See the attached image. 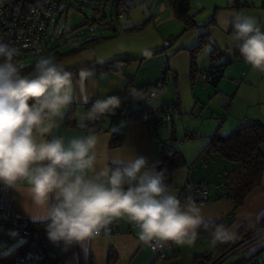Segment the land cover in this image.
<instances>
[{
  "label": "clouds",
  "instance_id": "obj_1",
  "mask_svg": "<svg viewBox=\"0 0 264 264\" xmlns=\"http://www.w3.org/2000/svg\"><path fill=\"white\" fill-rule=\"evenodd\" d=\"M233 29L231 39L243 60L264 72V30L256 17L237 16ZM16 52L0 40V185L25 198L23 207L33 219L47 220L46 237L66 246L86 245L113 218L123 217L145 242L191 244L203 219L200 208L180 201L165 182L164 169L135 154L107 156L97 168L95 132L67 142L52 135L70 103L77 97L87 102L86 76L74 80L51 55H41L24 72L14 60ZM120 104L116 94L95 98L78 126L113 113ZM234 236V227L224 224L211 231L213 243Z\"/></svg>",
  "mask_w": 264,
  "mask_h": 264
},
{
  "label": "rangeland",
  "instance_id": "obj_2",
  "mask_svg": "<svg viewBox=\"0 0 264 264\" xmlns=\"http://www.w3.org/2000/svg\"><path fill=\"white\" fill-rule=\"evenodd\" d=\"M227 1L189 0L196 25L183 30L182 22L174 15L169 0H140L121 15H116L115 0H57L46 27L42 49L38 52L17 50L16 62L24 66L41 55L72 47L79 50L65 55L59 62L73 64L94 58L113 60L117 55L118 59H114L113 64L124 76H128H120L115 68L110 72L116 77H123L124 84L132 87V102L145 101L138 85L161 79L162 88L157 90L155 98L157 101L164 100L169 108L165 113H160L155 126L162 136L168 138L173 135V139H168L171 146L186 150L184 154L193 156L200 146L198 144L201 143L202 147L207 141L208 137L204 134L217 125L220 133H228L232 128L228 125L232 115L242 116L239 114L241 111L260 100V94L264 95V76L252 82H238L235 79L233 74L242 72V66L237 68L240 63L236 60L238 58L225 65L217 90L212 84L203 82L199 70L194 78L190 75V49L194 46H198L194 61L200 70L220 65V62L232 57L234 41L227 33V27L235 22L237 16L253 15L261 29L264 28V0H237L239 7L228 6ZM132 24L140 26L128 31L121 29L124 25ZM112 26L116 28L115 31L110 29ZM204 32L207 41L200 42L199 35ZM97 35L105 37L94 45L85 44L86 39ZM165 40L169 42L165 43ZM213 47L221 51L219 57L210 56ZM127 100L128 97L124 105ZM186 128L195 130L197 135L186 138ZM190 145L198 147L190 150ZM216 157H220V162L222 159L227 161L220 155ZM256 258L264 260V249Z\"/></svg>",
  "mask_w": 264,
  "mask_h": 264
},
{
  "label": "crops",
  "instance_id": "obj_3",
  "mask_svg": "<svg viewBox=\"0 0 264 264\" xmlns=\"http://www.w3.org/2000/svg\"><path fill=\"white\" fill-rule=\"evenodd\" d=\"M116 58H118L117 55ZM111 59L108 58L104 60L94 58L80 60L73 64L63 63L65 67L72 66L75 68L76 75L73 77L74 80L78 75L80 78L86 76L88 97L87 102L77 97V99L67 106L63 116L60 118L61 122L59 126L53 130L52 135L62 136L65 142H67L68 139L74 136L95 132L98 138L96 145L98 157L97 168L103 166L105 157L107 156L115 158L126 154L143 155L146 157L148 165L154 164L157 168V163L161 157L160 149L163 138L166 137L162 136L156 128L155 125H157L158 122L156 123L152 119L145 121L136 112L137 109L148 104L144 96V88H142L146 82L137 86V88L142 90L141 96L145 101L134 100L132 102L131 97L134 93L132 87L127 86L128 83L124 84L123 77H116L110 72V69L114 68L119 71L117 66H115L113 62L112 65L114 67L109 69L100 70L96 66V63ZM236 60L240 61L237 68L242 66L240 68L242 69L240 74H237V72L233 74L238 82H252L264 76V72L251 69L243 58H238ZM81 69H85L86 72H81ZM120 74L124 76L121 71H119V75ZM239 75L241 76L238 77ZM219 81L220 79L218 82ZM218 82L216 86H214L216 90ZM156 93H158L157 90ZM110 94L119 95L121 97V104L117 108V111L113 112L114 115L111 113L101 118L103 128L95 131L90 121L86 122V127H79L78 122L80 116L86 111L90 103L95 98H102ZM259 96L260 100L254 102L252 107L249 106L239 113L242 116L232 115L228 122V125L232 127L231 129L250 122H260L264 126V95L260 94ZM126 97H128L129 100H127L126 105H124ZM154 103L155 105L166 104L162 99L157 101V98H155ZM70 108L73 110L74 114L75 121L73 125L66 124L65 122L66 113ZM218 127L219 125H217L216 128ZM214 130L215 129L204 135L209 137V134ZM113 134L120 135V142L116 145L111 144ZM206 143L207 141L202 144V147L201 143L198 144V146L200 145L199 147L190 145V150L198 147L193 156H187L184 154L186 150H180V148L177 147L183 155L184 164L173 168L170 177L171 190L180 201L186 203L190 200L200 208L203 219L201 224L197 226V237L191 244H177L169 240V246L164 247L161 251H155L151 249L145 241L140 239L138 235L139 229L134 223L129 222L123 217H116L106 225L108 229L106 233H97L87 241L86 245H81L79 243H73L67 246L64 245V262L57 261L53 264H198L200 260L209 263L228 246H225L210 260L205 258L207 254L216 247V242L213 243L211 238V231L216 224L234 227V238L227 241H220L222 247L228 241H233L238 238L239 233L244 230L248 231L259 226L263 227L264 171L262 172L259 184L254 186L246 194L241 204L236 205L235 201L227 196L217 197V193L221 191L219 181L225 176L226 171L232 167L233 162L225 158L227 161H223L222 159V163L218 161L220 157H211L205 154L200 156V152ZM260 150L264 154V141L260 144ZM122 162L123 161H121V163ZM198 180H201L202 184L208 187V198L206 200H199L200 192L193 197L182 198L181 193L185 190L186 186ZM24 201L25 198L12 189V213L14 217H25L32 220V222L44 221V219H33L32 216L25 211L23 207ZM41 229L42 228H38V230ZM13 233L14 229L10 225L3 226L1 231L2 242L0 244L1 257L8 256L6 258H9L10 256L13 258L29 246V243L23 237L18 234L13 235ZM263 249L264 233L243 246L240 251L230 257L224 258L218 264H234L236 261L249 256L257 264H264V260L259 261L256 258ZM32 262L43 264L39 260H30L26 264H32Z\"/></svg>",
  "mask_w": 264,
  "mask_h": 264
},
{
  "label": "trees",
  "instance_id": "obj_4",
  "mask_svg": "<svg viewBox=\"0 0 264 264\" xmlns=\"http://www.w3.org/2000/svg\"><path fill=\"white\" fill-rule=\"evenodd\" d=\"M140 1V0H139ZM150 1V0H146ZM116 6L118 7L117 0H115ZM171 9L174 13V15L182 22L183 30L192 28L196 25V22L193 19V13L190 12V5L189 0H169ZM227 5H235L237 7L240 6L237 0H229L227 1ZM116 15H118V11L116 12ZM105 16H103L104 18ZM233 23H230L227 27V33L232 34L234 31L233 29ZM139 24H132V25H124L121 27L123 31H128L135 29L139 27ZM111 30L115 31L116 28L112 26L110 28ZM264 30V28H262ZM105 36L97 35L92 36L89 39L85 40L86 45H94L97 41L101 40ZM200 42L207 41V34L204 32L199 35ZM198 46H194L190 49V75L194 78L197 71H206L208 73H211L210 78H208L207 83L212 84V86H216L218 80L222 76L223 68L226 64L231 62L233 59L236 58H242L237 44L234 42V48H233V55L232 57H229L227 60L220 62V65H212L208 69L200 70L197 68L194 56L195 51L197 50ZM79 50L78 47H72L68 50H63L61 52L54 51L52 54H46L51 55L56 58L57 61L62 59L65 55H70L73 53V51ZM64 54L61 56L60 54ZM221 55V51L218 50V48L213 47L210 56L212 58L219 57ZM61 57V58H60ZM118 59V58H115ZM14 60L17 61L18 58L14 56ZM114 60V59H113ZM113 60L103 61L100 63H96V66L98 69H109L111 67H114L112 65ZM35 62V61H34ZM34 62H31L27 65H24L22 67V71L27 72L31 69ZM155 84L154 87H156V90L159 88H162V81H154ZM151 85V83H145L142 88H144V96H146V90L148 86ZM91 104V103H90ZM168 104L164 105H157L159 110L154 115H147L143 118V120H154L156 123L159 122L160 113H165L167 109L169 108ZM176 105V104H175ZM177 106V105H176ZM144 106L140 107L136 110V112L141 115V109ZM117 109L115 110V112ZM159 116V117H158ZM74 114L73 110L70 108L65 116V122L66 124L73 125L74 124ZM94 120H90V123L93 125ZM184 135L186 138H193L196 133L194 130L191 129H185ZM173 135L171 134L168 138H163V143L161 145V157L159 162L157 163V169H164V175H165V182L170 185V177H171V171L173 168L182 166L184 164V158L180 150L177 148L171 146L169 144L168 139H173ZM264 141V126L260 122H250L246 124H242L240 126H237L233 129H231L228 133H220L218 131V128H215V130L209 134L207 143L202 148L200 152V156L202 155H208L211 157H216L218 155L230 160L233 162L232 167L226 171L225 176L219 181V184L221 185V191L217 193V197L221 196H227L232 198L235 201V204H241L246 194L256 185L259 184L262 172L264 171V154L260 150V144ZM120 142V135L113 134L111 144L116 145ZM193 183L202 184L201 180L195 181ZM190 184V183H189ZM188 184V185H189ZM205 185V184H204ZM47 223V220L39 221V222H30L29 225L32 226L33 229L42 228L41 230L45 231L44 224ZM247 231L244 230L243 232L239 233V237H242ZM236 238V239H238ZM235 239V240H236ZM233 241H228L224 246L222 247V243L220 241L216 242V247L213 248V250L207 254L205 257L207 260H210L213 258L218 252H220L225 246L230 245L233 243ZM231 242V243H230ZM62 251H64V246L62 248ZM8 257V256H6ZM1 257L0 258L4 261L12 262L14 257L6 258ZM207 261L200 260L198 264H206ZM53 264V263H52ZM234 264H257L253 259L249 257L240 259L236 261Z\"/></svg>",
  "mask_w": 264,
  "mask_h": 264
},
{
  "label": "built area",
  "instance_id": "obj_5",
  "mask_svg": "<svg viewBox=\"0 0 264 264\" xmlns=\"http://www.w3.org/2000/svg\"><path fill=\"white\" fill-rule=\"evenodd\" d=\"M139 0H117L118 15H121L129 6ZM57 0H0V40L9 43L17 50L38 52L42 49L47 24L52 11L56 8ZM165 40V43H168ZM76 75V70L72 66L65 67ZM201 79L207 83L211 73L201 71ZM151 83L146 90V100L148 104L141 109L140 117L143 119L147 115H154L159 108L155 105L156 87ZM116 110V109H115ZM115 112V111H114ZM95 131L101 130L102 119L93 121ZM200 192L199 200L208 198V187L204 184L190 183L182 191L181 197H193ZM32 220L25 217H14L12 213V188L0 185V244L2 242L1 231L4 225H10L14 229V234L23 237L29 246L17 256L12 262L4 261L0 258V264H26L30 260H39L43 264H52L57 261L64 262L62 242L53 243L43 230L33 229L29 225ZM106 226L99 233L107 232ZM264 233L263 227H256L248 230L242 237L236 239L228 248L218 254L207 264L219 263L220 260L230 255L237 249L242 248L255 237ZM148 246L161 251L169 246V240L163 242H146ZM216 263V264H217Z\"/></svg>",
  "mask_w": 264,
  "mask_h": 264
}]
</instances>
